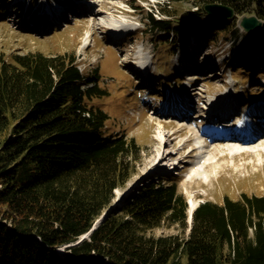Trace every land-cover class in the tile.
<instances>
[{
  "label": "trees",
  "instance_id": "obj_1",
  "mask_svg": "<svg viewBox=\"0 0 264 264\" xmlns=\"http://www.w3.org/2000/svg\"><path fill=\"white\" fill-rule=\"evenodd\" d=\"M176 1L196 9L176 19L158 3L169 16L149 17L159 36L185 28L206 42L221 32L236 39V15L255 13L259 37L243 33L238 45L254 58L264 54V0ZM215 3L234 15L210 17L204 6ZM99 74L81 71L73 52L0 50V264H264V195L204 201L190 225L175 178L150 180L110 207L136 173L142 147L127 132H109L111 115L96 101L112 91ZM164 225L182 233H153Z\"/></svg>",
  "mask_w": 264,
  "mask_h": 264
},
{
  "label": "rangeland",
  "instance_id": "obj_2",
  "mask_svg": "<svg viewBox=\"0 0 264 264\" xmlns=\"http://www.w3.org/2000/svg\"><path fill=\"white\" fill-rule=\"evenodd\" d=\"M162 1L176 19L196 9L189 2L176 0H4L0 50L8 55L16 51L73 52L84 73L102 71L99 81L108 86L112 96L96 103L111 115L109 132H127L142 147L136 173L125 187L116 190L110 207L130 200L150 180L173 178L187 199L188 216L192 203L222 202L224 195L239 198L242 192L264 195V137L246 145L217 141L203 136L201 124H197L204 122L199 110L206 101L244 104V111L263 103L257 99L264 97V72L257 69L256 62L264 64V54H255L254 58L238 45L241 35L247 33L240 19H261L249 12L236 15V39L233 33L221 32L216 41L206 42L194 32L185 33V28L178 30V35L171 32L159 36L149 17L169 18L158 4ZM51 5L59 8L51 9ZM48 10H52L49 16ZM205 10L212 18H226ZM59 18L61 21L55 23ZM255 35L259 37V31ZM188 60L191 66L183 72ZM248 61L255 68L243 64ZM137 62L148 70L146 76L134 71L133 63ZM193 67L195 73L184 78ZM167 90L191 95V106L198 109L193 108L191 119L177 123L173 118L161 117L148 105ZM162 124L164 128H160ZM192 148L195 151L190 153ZM153 233L175 234L182 230L179 225H164ZM82 239L83 235L77 242ZM65 250L63 247L60 252Z\"/></svg>",
  "mask_w": 264,
  "mask_h": 264
},
{
  "label": "water",
  "instance_id": "obj_3",
  "mask_svg": "<svg viewBox=\"0 0 264 264\" xmlns=\"http://www.w3.org/2000/svg\"><path fill=\"white\" fill-rule=\"evenodd\" d=\"M207 5H212V6H205L212 15L222 16V17H226V18H230L234 15V10L230 6H227L225 4L215 3V4H207ZM214 7L216 9L212 10V8H214ZM239 23L247 33L253 34V35L257 31H259L263 25L262 20H259L256 16H250V17L244 16L243 18L240 19ZM140 183H143V181H141ZM138 191H139V189H138ZM138 191H137V193H138ZM106 214H107V212L103 213L96 220L93 227L87 233H85L83 235V239L88 237L89 235H91V233L97 229L99 224L105 219ZM189 217H190L191 222H192L193 212L190 214ZM190 219H189V222H190Z\"/></svg>",
  "mask_w": 264,
  "mask_h": 264
},
{
  "label": "bare ground",
  "instance_id": "obj_4",
  "mask_svg": "<svg viewBox=\"0 0 264 264\" xmlns=\"http://www.w3.org/2000/svg\"><path fill=\"white\" fill-rule=\"evenodd\" d=\"M58 3V2H57ZM58 4H60V3H58ZM59 21H61V19L59 18L58 20H56V22L55 23H59ZM139 67H142V65L140 64V65H138ZM174 93V92H173ZM187 103H188V101H187ZM231 108H233V107H231ZM230 109L227 107V108H225V109H221V110H219V111H221L220 113H224V112H226V111H229ZM202 114V113H201ZM224 121H220V122H218V123H214V122H211V121H207V122H201V123H197V124H201V134L203 135V136H210V135H212V133L213 132H216V131H220V132H223V131H226L227 130V126H225V124H228V123H231L232 122V120L233 119H230V120H225V119H223ZM196 124V123H195ZM165 126H164V124H162V125H160V128H164ZM214 127H216V128H214ZM258 129V128H257ZM221 137V136H220ZM220 137H213V139H215V140H217V141H227V140H231V141H235V142H239V143H242L243 145H246V144H251V143H254V142H256V141H258L260 138H262L263 136H260L258 139H256V140H253V141H251V142H242V141H240V139H238V138H235V139H229V138H227L226 140H221L220 139ZM240 151H242V148H240L239 149ZM195 151V148H192V150L190 151V153H192V152H194ZM193 161H191V160H189L188 161V163H192ZM118 199H120L119 197H118ZM193 202V201H192ZM192 206H191V208H190V212H192L193 210H195L196 209V207H197V205H195L194 203H192L191 204ZM191 220V219H190ZM60 249H62V247L60 248Z\"/></svg>",
  "mask_w": 264,
  "mask_h": 264
}]
</instances>
